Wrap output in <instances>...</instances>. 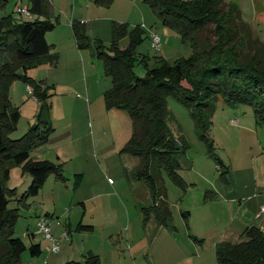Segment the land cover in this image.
Listing matches in <instances>:
<instances>
[{
  "label": "rangeland",
  "instance_id": "1",
  "mask_svg": "<svg viewBox=\"0 0 264 264\" xmlns=\"http://www.w3.org/2000/svg\"><path fill=\"white\" fill-rule=\"evenodd\" d=\"M8 1L6 13L12 8L15 11L16 7L27 8L29 3V0ZM47 3L50 19L58 22V27L47 35L56 63L42 62L30 66L23 74L36 83L40 82L51 95L49 118L55 130L46 143L33 149L31 156L37 155L61 165L66 180L51 175L37 196L26 199L25 205L20 204L17 200L32 179L23 173L22 166L15 165L10 169L6 187L15 190L10 208L19 207L21 213L15 235H21L27 246L37 242L43 247V253L38 257L30 256L29 250L24 251L20 264H79L85 260L83 255L88 254L90 248L104 242L106 234H117L118 227L128 228L129 217L139 221L141 207L148 206L152 200L147 185L134 175L139 159L122 153L132 136L129 113L118 108H106L103 94L111 87V79L104 75L103 64L92 50H80L76 46L71 22L85 23L90 39L101 40L106 46L111 43L114 21L127 23L131 28L141 26L146 39L137 47V53L162 56L170 63L191 56L192 48L183 43L173 29L164 26L153 9L142 0H115L110 7L97 6L93 0H47ZM224 5L236 6L241 21L250 28L247 31L250 40L259 38L264 43V0H224ZM13 14L22 20L29 19L26 15H20V18L18 13ZM151 30L159 32L162 37L160 49L155 50L151 46ZM213 30L214 25H210L201 32L202 48H207V41L215 39ZM127 42V39L123 40L122 47H126ZM250 48V54H253L261 46L251 44ZM7 58L2 56L0 63ZM134 72L140 77L146 74L140 64L134 67ZM10 99L20 112L16 129L11 133L12 138L18 139L37 122L42 103L28 93L26 84L20 79L11 84ZM211 104L214 111L208 136L213 149L200 138L191 111L174 96L168 99V108L175 117L169 122L170 130L176 138L188 144V149L177 159L183 176L194 182V185H189L183 179L186 183L184 189L164 174L167 201L173 212L172 224L179 230L173 238L183 247L184 254L191 253L192 248L186 245V225L180 223L176 205L184 206L186 210L193 204L199 226H204L202 217L206 214V227L230 230L238 223L239 216L235 210H229L227 204L203 203L205 197L212 200L208 184L224 175L228 177L232 166L256 169L258 184H264V158L259 157L264 147V125L256 122L253 107L232 105L222 97ZM178 173L182 175L180 171ZM76 174L84 176L82 183L75 188ZM46 212L55 215L51 220V231L59 242L57 254L51 252V242L37 228V216L42 217ZM81 218L84 223L95 225V230L76 232ZM64 233L68 238H64ZM241 235V232L238 235L234 233L230 240L237 241ZM169 239L167 237V242ZM121 254L124 255L123 252ZM141 257L153 264L164 262L157 253L155 262L150 255Z\"/></svg>",
  "mask_w": 264,
  "mask_h": 264
},
{
  "label": "trees",
  "instance_id": "2",
  "mask_svg": "<svg viewBox=\"0 0 264 264\" xmlns=\"http://www.w3.org/2000/svg\"><path fill=\"white\" fill-rule=\"evenodd\" d=\"M114 1L93 0L102 7H110ZM142 1L153 9L164 26L173 29L192 48L191 56L170 63L162 56L138 54L137 47L146 39L141 26L131 28L127 23L114 21L109 46L101 40H91L85 23L73 20L71 26L76 46L92 50L103 64L104 75L111 79V87L103 94L106 108L129 113L132 136L122 153L139 159L134 175L147 185L152 199L151 205L140 209L143 225L154 218L159 226L175 229L164 174L185 189L186 183L178 173L182 167L177 156L188 149V144L170 130L169 122L175 117L168 108V99L174 96L191 111L198 134L210 149L213 142L208 134L214 111L211 102L220 97L232 105L253 107L256 122L264 125V43L259 38L250 40L247 35L250 28L241 21L240 11L234 5H224V0ZM8 5V0H0V55L8 57L0 63V264H20L24 251L38 257L43 250L38 243L27 246L15 235L21 213L19 207L9 206L15 195V190L6 187L11 167L22 166L23 173L31 176V183L17 200L24 205L26 199L40 193L51 175L62 181L66 178L61 165L34 160L31 156L33 149L48 141L55 128L49 118L51 95L40 82L23 74L30 66L42 62L56 63L47 35L58 27V22L50 19L47 0H29L27 9L32 18L27 20L14 16L13 13H18L21 18L20 7L6 13ZM210 25H214L215 39L202 48L201 32ZM125 39L127 46L122 47ZM251 44L260 45L261 49L250 54ZM139 64L146 71L143 77L134 72ZM16 79L30 87L32 96L42 103L37 122L18 139L11 137L20 116L10 99V87ZM82 181L83 175L76 174L74 187ZM188 214L184 212L183 216L187 218ZM44 218L48 219L46 216L40 219ZM91 229L79 223L76 232ZM215 254L217 264H264V234L258 227H248L240 241L216 244ZM84 259L79 264L101 262L91 252Z\"/></svg>",
  "mask_w": 264,
  "mask_h": 264
},
{
  "label": "crops",
  "instance_id": "3",
  "mask_svg": "<svg viewBox=\"0 0 264 264\" xmlns=\"http://www.w3.org/2000/svg\"><path fill=\"white\" fill-rule=\"evenodd\" d=\"M157 33L160 34L159 32ZM66 89L69 88L66 87ZM259 157L264 158V147H262ZM32 158L38 161L45 160V158H40L37 155L32 156ZM257 160L258 158L255 159L254 164ZM202 172L203 171H201V175H203ZM180 173H182L181 170ZM228 175V177L218 178L215 182L208 184V187L211 189L210 193H212V200H206L205 197L203 203L205 205L207 202L224 203L227 204L229 210H235V214L239 216V221L231 227L230 230L225 227L224 229L206 227V214L202 217L205 227L199 226L195 214L193 213V204L187 206L189 208L186 210H184V206L176 205V207H178L180 223L186 225L184 236L187 240L186 245L192 248V250H190L191 253L184 254L183 247L177 244L176 239L173 238L175 234H177V231L179 232L176 226L175 229L159 226L157 220L154 218L149 220L144 226L140 214L139 221L134 219L131 220L129 217L128 228L123 227L120 229V227H118L116 229V231H118L117 234H106L104 242L100 243L97 247L90 248L88 252L98 255L102 264H153L149 259L144 260L141 256L150 255L155 262L156 253L157 256L164 260L163 264H217L215 247L219 242L227 241L236 243L240 241V239L237 241L230 240L232 239V235L234 233H236V235L240 232L243 233L246 228L252 226L260 228L264 234V212L258 216L262 207H264V184H258L256 169H238L232 166L228 171ZM181 176L183 179L187 180L186 182L189 185H194V182L183 176V173ZM179 201H182V199H179ZM151 204L152 201L149 205ZM184 212L189 213L187 218L183 216ZM44 216H50L48 219L52 225V218H54L55 215L46 212L42 217ZM37 217H39V219L42 218L41 216ZM235 221L236 220L233 222ZM79 223L93 227L91 230L82 232H93L96 228L93 224L84 223L83 218L80 219L78 224ZM133 223L135 225L134 229ZM136 225H140L141 227L138 228ZM156 225L159 228H157ZM186 235L189 239H187ZM19 237H21V235H19ZM167 237H170L168 242ZM171 237L173 239H171ZM195 238L200 239L201 242L196 241ZM38 244L41 245L43 250L42 244ZM121 252H123L124 255H122ZM145 252H147V254H145ZM159 252H161V254H159ZM86 255L87 254H84L83 256L85 257Z\"/></svg>",
  "mask_w": 264,
  "mask_h": 264
},
{
  "label": "built area",
  "instance_id": "4",
  "mask_svg": "<svg viewBox=\"0 0 264 264\" xmlns=\"http://www.w3.org/2000/svg\"><path fill=\"white\" fill-rule=\"evenodd\" d=\"M18 11L22 13L23 15H26L27 17L32 18V15L30 14L27 8L20 7ZM150 40H151V46L153 49L157 50L161 48L162 37L160 36V34H158L157 32L150 31ZM27 90H28V93L32 96L33 95L32 89L30 87H27ZM263 212H264V207H262L258 216H260ZM37 228L39 229V231L43 232L46 238L51 242V248H50L51 252L54 254L59 253L60 251L59 249L60 247L58 245L59 242L56 241L52 235L51 224H50L49 219L44 218V219L38 220ZM63 236L64 238H68L67 233H64Z\"/></svg>",
  "mask_w": 264,
  "mask_h": 264
}]
</instances>
